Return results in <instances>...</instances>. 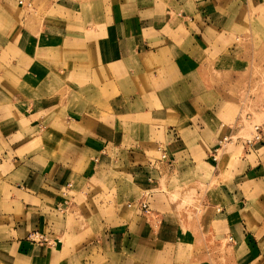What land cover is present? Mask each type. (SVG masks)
<instances>
[{
	"label": "crops",
	"instance_id": "crops-1",
	"mask_svg": "<svg viewBox=\"0 0 264 264\" xmlns=\"http://www.w3.org/2000/svg\"><path fill=\"white\" fill-rule=\"evenodd\" d=\"M19 1L0 0V264H187L152 247L179 235L175 170L209 189L191 262L229 238L228 264H264V139L248 143L233 97L264 90V55L235 45L263 46L264 0L96 1L92 23L47 0L62 18L41 27L16 20Z\"/></svg>",
	"mask_w": 264,
	"mask_h": 264
},
{
	"label": "rangeland",
	"instance_id": "rangeland-1",
	"mask_svg": "<svg viewBox=\"0 0 264 264\" xmlns=\"http://www.w3.org/2000/svg\"><path fill=\"white\" fill-rule=\"evenodd\" d=\"M52 3H58L62 5H66L69 9V16L70 13L73 16H77L78 19H83L86 23H92L96 22L95 20H92V15H95V10H91L95 8L96 1H98V4H103L106 7L108 3L111 2V0H51ZM254 1V0H252ZM260 2V0H259ZM97 4V5H98ZM15 7L11 10L12 15H15L16 20L18 21L25 20L29 25H33L34 23L39 24L40 27L42 24H45L48 20L49 16H53L54 18H62L60 17V13L62 12L61 9H58L55 11L52 10V12L49 13L48 9V2L47 0L43 2L42 6L35 5L33 1L27 0L25 1L24 5H20L19 2L14 3ZM204 7L203 4H201V7ZM51 7V6H50ZM82 8V9H81ZM81 10H83L81 12ZM256 11H254L255 13ZM52 14V15H51ZM85 17H83V15ZM264 17V10L259 6V18ZM75 20V19H74ZM74 23V21H71ZM31 28V26H29ZM32 29V28H31ZM42 29V28H41ZM259 35L261 34V23H259ZM237 43L236 46L243 47H249L250 53H253L255 55H264V43L262 44L255 43H247L244 44L241 42L240 38H237L235 40ZM245 51H247L246 48H244ZM254 60V61H253ZM253 61V67H261L259 66V62H264V57L259 60L252 59ZM258 63V64H257ZM259 72V70H258ZM257 72V73H258ZM256 73V74H257ZM221 78V76H217ZM261 77V76H260ZM252 79H256L257 82H259V75L253 76ZM246 88H249V83H244L243 88L241 86V89L237 91V94L233 93V97L238 95V98L240 99L239 103L240 105L236 108L237 115L241 118L242 121L246 122L245 127H249L252 130V133L254 132V128L256 125L263 124L264 121H260V119L257 117V112H261L262 106L258 104V102L262 99H264V90L259 89V85H255L251 87V89L246 90ZM264 88V87H263ZM258 110V111H257ZM244 127V126H243ZM244 127V128H245ZM243 129V128H242ZM249 139H252L250 137ZM166 178L169 180L166 182ZM191 178L182 176L181 172L178 170H175L173 172H170L168 174H165V178L163 180L162 189L169 194V200L171 202V207L168 208L169 210H175V214L179 216H184L180 219V221H172L171 224L173 225L172 228H177L179 231V235H177V240L173 242H169V244H164L162 242H159V244H156L153 240L152 247L155 250H165L164 252H167V257L169 259V262H186L187 264H194V262H191L193 258L198 257V243L196 244V250H193L194 243L196 240L193 241V237L191 232L195 230V223L198 222V218H195V215L202 216V212L207 207L208 203L205 200V194L208 192V188L206 186L200 185V195H197V188L193 189L189 187V184L191 183ZM167 185H169L167 187ZM211 192V190H210ZM149 194V193H147ZM150 196V194L148 195ZM147 196V197H148ZM141 198H145L143 196L139 197L136 201L141 200ZM147 199V198H146ZM150 201V200H149ZM150 204V202H149ZM127 207H132V203L128 202ZM185 214V215H183ZM195 214V215H194ZM153 222H157L156 220H152ZM195 222V223H194ZM197 225V224H196ZM203 226L206 228L208 227V222L204 220ZM45 235V234H44ZM156 235L152 234V239H155ZM172 238H176L175 235L170 236V240ZM224 248H221L220 250L217 249H209L207 248L205 251L199 252L201 263L200 264H228V257L232 253L231 243L232 241L227 238L225 241ZM165 245V246H163ZM207 247V246H206ZM88 252V251H87ZM86 253V252H82ZM78 254V253H77ZM192 258V259H191ZM75 259H79L78 256L75 257ZM80 263L82 264L85 262V259L80 258ZM104 259V256H103ZM106 259V258H105ZM92 260V261H91ZM91 260L88 261L89 264H100L103 262L100 260L99 257L96 256V252L93 253L91 256ZM110 261V258L107 262ZM101 264H107L105 262Z\"/></svg>",
	"mask_w": 264,
	"mask_h": 264
},
{
	"label": "built area",
	"instance_id": "built-area-1",
	"mask_svg": "<svg viewBox=\"0 0 264 264\" xmlns=\"http://www.w3.org/2000/svg\"><path fill=\"white\" fill-rule=\"evenodd\" d=\"M19 4L20 5H24V1L20 0ZM263 139H264V124L256 125L255 128H254V137L251 140H248V143L252 144L253 142H260ZM232 140H233L232 136L224 137L219 142L220 148H223V146L225 144H227L228 142H230ZM219 150L220 149L215 150V153H218ZM214 159L216 160V156L214 157ZM161 160L164 161V162H166V161L169 162V158H168L167 154L163 153L161 155ZM146 198H147V196H145L144 199H141V200L137 201L133 205H138L139 208H141L143 211L149 212L150 211V204H149V202H148V200ZM29 240H31L32 242L38 243V244H49L50 245L49 238L46 235H44V234H42V233H40L38 231L33 232L32 234H30L29 235Z\"/></svg>",
	"mask_w": 264,
	"mask_h": 264
}]
</instances>
